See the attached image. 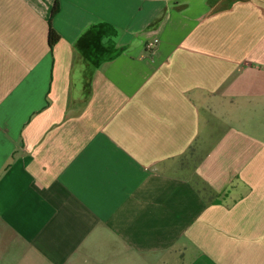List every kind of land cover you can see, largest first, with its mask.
<instances>
[{"label":"crops","instance_id":"crops-1","mask_svg":"<svg viewBox=\"0 0 264 264\" xmlns=\"http://www.w3.org/2000/svg\"><path fill=\"white\" fill-rule=\"evenodd\" d=\"M56 1L0 0V264H264V0Z\"/></svg>","mask_w":264,"mask_h":264},{"label":"trees","instance_id":"trees-1","mask_svg":"<svg viewBox=\"0 0 264 264\" xmlns=\"http://www.w3.org/2000/svg\"><path fill=\"white\" fill-rule=\"evenodd\" d=\"M59 11V1L57 0L55 5L53 6L52 14H51V21L49 24V33H48V44L51 49L55 47V45L59 42L60 36L52 27V18L58 13ZM192 147L189 149L187 154L183 155V161L186 159H191L192 156Z\"/></svg>","mask_w":264,"mask_h":264},{"label":"built area","instance_id":"built-area-1","mask_svg":"<svg viewBox=\"0 0 264 264\" xmlns=\"http://www.w3.org/2000/svg\"><path fill=\"white\" fill-rule=\"evenodd\" d=\"M153 47V45H148V48H152Z\"/></svg>","mask_w":264,"mask_h":264},{"label":"rangeland","instance_id":"rangeland-1","mask_svg":"<svg viewBox=\"0 0 264 264\" xmlns=\"http://www.w3.org/2000/svg\"><path fill=\"white\" fill-rule=\"evenodd\" d=\"M226 3V2H225Z\"/></svg>","mask_w":264,"mask_h":264}]
</instances>
